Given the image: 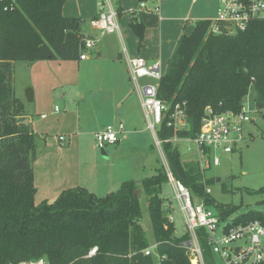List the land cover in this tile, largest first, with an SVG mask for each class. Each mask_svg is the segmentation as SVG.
I'll list each match as a JSON object with an SVG mask.
<instances>
[{"label":"trees","instance_id":"1","mask_svg":"<svg viewBox=\"0 0 264 264\" xmlns=\"http://www.w3.org/2000/svg\"><path fill=\"white\" fill-rule=\"evenodd\" d=\"M66 1L0 0V264L41 257L49 264H156L157 258L160 264H186L182 238L175 236L161 196L162 185L169 183L162 162L151 176L125 181L104 196L77 186L61 190L51 202H34L32 162L39 138L24 120L25 104L14 92L13 62L80 59L89 35L81 32L83 18L63 14ZM210 25L211 19L196 20L189 33L179 36L158 82L157 96L170 111L185 102L190 128L179 131L180 137L197 135L207 107L238 112L251 87L256 112L264 111V18L233 33H212ZM129 27L140 46L144 23L131 15ZM168 121L166 116L157 138L173 178L222 217L234 214L238 205L217 202L206 192L214 179L202 173L196 160L182 158ZM140 189L144 202L140 192L134 194ZM246 191L261 195L257 204L264 206V186ZM144 217L152 226L157 256L144 254L150 246ZM254 219L264 221V212L238 215V220Z\"/></svg>","mask_w":264,"mask_h":264},{"label":"crops","instance_id":"2","mask_svg":"<svg viewBox=\"0 0 264 264\" xmlns=\"http://www.w3.org/2000/svg\"><path fill=\"white\" fill-rule=\"evenodd\" d=\"M82 1L86 5L80 6L77 2L75 12L67 9L66 1L62 8L63 14L82 18V15H77L78 11L89 17L95 15L97 0ZM136 5L127 8L121 5L120 26L123 24V30V15L128 13L131 16L128 9ZM190 12L191 8L187 13ZM140 13L136 12L135 15L145 25L144 36L147 33V41L148 29L151 30L155 24L153 16L159 25L163 16L161 14L162 19L159 20L157 15L144 12L152 15L144 20ZM88 34L95 43L84 59L44 60L20 66L26 74V80L21 84L19 94L14 92L25 104L24 120L39 138L32 162L35 204L43 200L51 202L61 190L67 188L81 186L96 195L108 194L118 190L125 181L142 179L139 177L136 156L130 160L128 156L124 160L119 157L120 151L128 144L138 147L147 136V127H144L141 116L140 97L129 80L128 59L141 56L148 62L159 61L162 69H165L172 51L169 53V46L164 47L162 43L156 50L143 40L140 46L133 41L127 47L125 34L123 36L121 31L118 35L123 52H120L115 48L111 34H101L98 30ZM14 65L16 62H13ZM28 88L32 90L31 101L25 97ZM118 122L124 124V129L118 134L117 143L99 149V154L94 133L108 124ZM59 136H65V140H59Z\"/></svg>","mask_w":264,"mask_h":264},{"label":"built area","instance_id":"3","mask_svg":"<svg viewBox=\"0 0 264 264\" xmlns=\"http://www.w3.org/2000/svg\"><path fill=\"white\" fill-rule=\"evenodd\" d=\"M14 1V0H12ZM163 0H138L134 8L128 12H148L161 16ZM119 7L114 0H97V11L90 19V25L101 34H121ZM264 18V0H219L216 17L211 19L210 31L218 33L222 29L228 33L244 30L253 20ZM84 49L80 59L87 56L88 49L94 46L92 36L84 38ZM125 50V48H124ZM163 69L159 61L148 62L141 56L128 59L129 80L140 97V103L147 122L157 144V130L167 116L168 126L172 127L173 142L186 141L194 145L198 154L202 173L218 165L220 158L217 151L225 154L234 152L242 143L244 124L251 121L249 113L244 109L243 102L238 112H215L207 107L201 118L200 127L195 137H180L178 132L188 130L190 124L185 112V102L176 103L170 111L157 96L158 82ZM144 80V82H142ZM254 106V105H253ZM255 109V108H254ZM58 111V108H55ZM45 117V115H42ZM122 122L108 124L94 133L95 146L104 149L117 143L118 134L123 131ZM64 141L65 136H59ZM169 182L172 184L174 198L178 201L179 210L184 218V230L176 236L181 239L188 262L186 264H264V221L238 220V217H222L221 214L204 204L203 200L193 197L180 181L173 178L167 168ZM206 192L211 193L209 187ZM167 214L168 222L173 223L176 230L175 209ZM175 234V232H174ZM153 243L144 250L146 255H156ZM208 248V249H207ZM96 248L89 252L94 254ZM157 256V255H156ZM159 262V258H157ZM11 264H49L44 257L27 259Z\"/></svg>","mask_w":264,"mask_h":264},{"label":"rangeland","instance_id":"4","mask_svg":"<svg viewBox=\"0 0 264 264\" xmlns=\"http://www.w3.org/2000/svg\"><path fill=\"white\" fill-rule=\"evenodd\" d=\"M67 1V9L72 12L76 11L75 5L77 2L80 4V6L86 5V3L82 0ZM114 1L117 5H122L124 8H127L129 5L136 4L138 0ZM163 1L164 3L161 10L163 20L159 25L153 16V22H155V24L151 26V30L148 29L149 39L145 41L147 36L146 33L143 41L144 43H147L148 46L155 48L156 50L159 49L161 43L164 47L169 46V53L174 51L175 46L177 45L179 34L181 35V33L189 32L194 25L195 20L215 18L216 10L219 5V0ZM189 8H191V12L187 13ZM76 13L77 15L83 16L82 18L84 20V24L81 28L82 33L89 35L88 33L97 31L91 27L89 20L94 16V14L92 17H89L86 14H79L78 11ZM140 15L144 20H146L147 17L152 16L144 12L140 13ZM123 17L124 18L122 20L125 21L124 30L123 24L120 27L123 36L125 34V45L128 47V45L133 41L137 44L138 40L132 32V29L128 27L129 24L127 25V20L129 21L130 15L125 13ZM184 17L185 19H183ZM187 18H189V20L186 21ZM183 25H185L184 29L182 28ZM110 36H112V40L115 42V48H117L118 51L123 52V44L119 38V35L114 33ZM91 49H88L87 52H89ZM25 64L27 65L28 63L16 61V65L13 67L11 83L16 94H19L21 84L26 80V74L24 71H22V67H20ZM142 82H144V80H142ZM255 97L256 92L251 87L249 89V94L243 98V107L251 117V121L246 122L243 126V134L245 136L244 140L232 153L225 154L221 151H217V155L220 158V163L215 166L211 165V167L205 172L207 178L209 177L214 179L213 182L208 184V187L211 191V196L217 202L239 206L238 210L231 215L232 218H236L238 215L245 213L248 210H261L264 212V206L257 204V200H259L262 196L246 191L247 189L255 190L261 186H264V111L257 113L254 109L255 107L253 105ZM141 116L144 122L143 125L145 127L147 126V122L143 111H141ZM145 132L147 135L146 139H144V141L141 142L138 147L134 148L133 145L128 144L127 146L125 145L126 147L123 148V150L119 153V157H121L123 160L126 156H128V160H130V158L133 156L137 157L136 161L139 165L138 173L139 177L141 178L151 176L154 173V167H157L159 162H162L167 170L166 160L160 144H157L151 130L147 129ZM175 143L178 145L181 156L184 160L194 159L197 161L198 154L196 149L192 148L194 147L192 143L186 141H177ZM149 144H151V146H148ZM98 152L100 154L99 149ZM114 190H116V188ZM139 192L144 202L145 197L142 194L141 189ZM106 193L107 192L97 195L103 196L104 194L106 195ZM161 196L165 199L164 205L166 208H168V212L173 211L172 207L175 209L174 216L178 220V223H176L175 235L178 236L184 230V218L179 210L178 201L174 198V192L170 182L162 185ZM141 224L145 230L148 242L150 245H152L154 240L150 222L148 219H146V217H144L141 221ZM156 264H160V262H156Z\"/></svg>","mask_w":264,"mask_h":264},{"label":"water","instance_id":"5","mask_svg":"<svg viewBox=\"0 0 264 264\" xmlns=\"http://www.w3.org/2000/svg\"><path fill=\"white\" fill-rule=\"evenodd\" d=\"M25 97H26V100L27 101H31L32 100V90H31V88H28L25 91ZM134 194H139V190H135L134 191Z\"/></svg>","mask_w":264,"mask_h":264}]
</instances>
